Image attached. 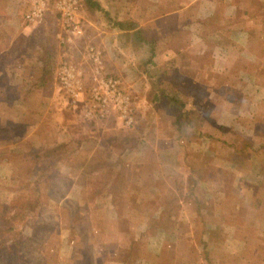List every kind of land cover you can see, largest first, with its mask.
<instances>
[{
	"label": "rangeland",
	"instance_id": "rangeland-1",
	"mask_svg": "<svg viewBox=\"0 0 264 264\" xmlns=\"http://www.w3.org/2000/svg\"><path fill=\"white\" fill-rule=\"evenodd\" d=\"M139 14L141 15V13ZM143 15L145 17L146 13ZM84 52L85 44L76 47L75 51L63 48V57L64 55L72 59L77 57L80 62L85 63L84 66L88 69ZM63 57L59 59V62L63 61ZM119 63L121 61H118L117 64ZM133 63L134 61H132ZM26 65L28 69L20 71V76L14 78L10 71L7 73L8 76L0 78V86H9L13 91L15 89L13 87L19 85L18 87L22 89V95H24L30 85L34 86V78L29 77L33 73H29V65ZM136 66L138 65L136 64ZM105 67L109 70L107 65ZM124 69L125 67L118 65L115 75L122 79L123 87L134 95L136 103L139 104V97L134 87L139 89L145 78L141 76L134 79V74L131 72V76L126 79L127 77L121 75ZM111 73L114 74V72ZM55 87L53 83H50L43 90L37 87V94L29 95L27 93V98L30 101L22 108L27 109L25 111L29 116L25 122L21 121L24 126L10 123L7 125L8 129L7 127L1 129L10 134L6 136L8 138L6 141H0V209H2V204H5V212L12 208H19L23 213V207L28 204L29 209L30 206H34L35 213L31 215L26 210L27 216H23L26 219L18 220L22 218L18 216L19 218L12 220L17 231L23 235L19 237L21 239H19L21 242L20 251H13L11 254V252H5L6 248H3V253H0V264H5L4 262H7L6 264L9 262H13V264H115L114 258L119 257V254L123 255V251L127 248L126 244L129 243L126 241L127 238L137 237L140 232L145 233L148 228L153 231L145 237L149 244V248H145L148 254L143 255L144 242L138 238L135 249L139 261V263L136 262L137 264H145L140 263L142 255L150 257L148 262L154 264L155 259L158 260L162 254L159 253V249L165 240L177 241L185 249L187 240L183 241L184 238L177 235L172 236L174 231L185 234L189 233L191 229L195 230L199 242L207 245L209 242L203 238L205 233L208 229H211L213 233L220 232L219 229L222 225L216 219L205 221V217L214 215V212L221 215L220 212L225 208V205L232 207L231 210L233 209L231 200L235 201V198L232 199L231 194L227 193V188L230 189L229 183L244 181V177L246 182L257 181V177H252L249 174L256 173L253 168L255 166L264 167V141L262 139L259 141L257 136L253 139L251 135L252 122L255 120L254 116L257 117V106H252L244 116L235 118L231 115L227 118L232 125L235 124L231 127L239 132L236 135L227 131L217 139L207 137V139H200L196 132H192L193 136L199 138V140L197 138L196 145L193 143L196 141L188 140L190 134L184 135L185 139L182 138L184 142L180 144L188 146L192 152H195L191 165L187 161L191 171L188 170L186 173V176L189 174L193 182L195 181V186L188 190L195 195L190 200L186 199L187 202L184 205L171 206L169 205L170 201L175 199L164 187L165 174L163 172L165 170L161 172V168L155 166L154 163L159 165L162 163L165 166V164L168 165L166 160H171L172 157L163 151L161 157L149 154L155 147H148L138 140V138H142L141 134L144 136L143 133L146 137L155 135L157 126L153 121L150 126L151 131L149 128L135 129L137 123L134 128L127 129L117 118L114 119L120 125L118 129L103 127L101 123L104 121L94 124L86 122L88 123L86 124L80 114L81 111L67 106L62 91L56 90ZM16 96L18 95L16 94ZM7 107L9 109L10 105ZM3 109L6 108L1 106L0 116H4L5 110ZM16 113H19V110ZM260 114L261 117L264 116V113ZM203 120L199 124V128L196 129L197 132L199 130L210 131L206 120ZM258 128L259 133L262 130V134H264V127L259 126ZM242 142L244 145L242 144L241 157L245 159L250 156V159H247L248 161L241 160V163L237 164L233 161L235 156L233 150H237ZM161 144L162 146L170 145L166 142ZM57 145L63 146L59 151H54L55 157L49 158L52 161L51 166L53 165L50 169L52 174L51 176L48 174V180L44 181V174L40 173L44 164L42 161L45 158L39 160L31 153L37 151L42 153L45 149ZM129 146L135 150L127 153L122 151ZM171 148L170 152L174 150L173 147ZM117 149L121 151L119 155L108 152ZM92 153H95L94 157ZM109 153L110 155H108ZM203 154L209 156H204V159ZM122 159H128L127 165L118 172L117 166L119 165H115L118 163L113 160L121 161ZM129 160L134 162L141 160L143 167L134 172ZM91 162L92 164L88 166ZM98 164L99 166H96ZM211 165L215 167L214 172L210 171ZM154 167L158 171L151 172L155 169ZM236 167L248 168V172L242 173ZM153 175L157 177L158 188L152 190L151 196L148 197V193H146L148 191L141 188L140 183L145 179L144 181L151 182L153 186V181L149 180L154 178ZM117 177L122 181H120L117 190L119 194L115 197L113 192H109V189L112 182L118 180ZM34 180L39 183L34 188L36 191H31L27 185ZM30 186H34V184ZM237 191L239 190L236 186L235 192ZM108 195L114 197L115 204L111 203ZM31 196L36 197L38 203L33 201ZM261 196H264V190ZM238 211L237 209L236 213ZM181 213H192V217L196 213V219L191 222L179 220L178 217ZM148 216H152V220L149 222L145 221ZM217 222L219 223L218 227H216ZM117 230L121 232H116ZM261 231L264 232V225H262ZM140 237L142 236L140 235ZM13 240L11 237L8 244H11ZM216 240L220 241V238L217 237ZM216 240L214 239V241ZM187 248L189 251L186 253L191 252L190 248ZM20 252L23 254L19 255ZM254 254L257 256L255 250L252 254L245 251L239 260L243 263L248 258L252 260ZM202 256L204 264H217L216 260L220 253L218 249L212 248L208 251L207 258L204 257V254ZM186 258L189 260L191 257ZM129 261L131 263L132 260ZM255 262L257 264V260Z\"/></svg>",
	"mask_w": 264,
	"mask_h": 264
},
{
	"label": "crops",
	"instance_id": "crops-1",
	"mask_svg": "<svg viewBox=\"0 0 264 264\" xmlns=\"http://www.w3.org/2000/svg\"><path fill=\"white\" fill-rule=\"evenodd\" d=\"M27 1L0 0V78L8 76L7 73L10 71L14 78L20 76V71L28 69L26 64L29 65V73H33L29 77H37V72L40 71L36 69V66L45 46H49L55 63L63 57V48L57 36L60 23L54 14L53 7L46 12L41 21L28 24L25 20V14L28 11ZM95 2L99 6L89 7L86 0L81 1L80 19L86 37L90 42L104 48V62L109 67L107 71L114 72L115 75V70L119 65L125 67L121 75L127 77L126 79L131 76V72L134 74V79L141 76L145 78L139 89L134 87L139 97L137 105L139 124L137 125L138 128L144 129L150 125V121H153L157 126V131L155 135L149 137L143 133L144 136L141 134L142 138L138 140L148 147H155L150 149L149 154L161 157L163 151L172 157L171 160H166L168 163V165L165 164L166 167L162 163L161 165L154 163V165L161 168V172L165 170L163 172L165 174L164 187L175 199L170 201L169 205H184L187 202L186 199L189 200L187 191L195 186V181L193 182L191 176L189 174L186 176L188 170L191 171L187 161L191 165L195 152H192L188 146L180 144L184 141L177 133L181 130L185 136L190 134L188 140L196 141L193 142L196 145L199 138L193 136L192 132H196L205 118L195 114L191 115L188 120L183 117L182 122L180 121L182 128L179 130L180 124L177 125L176 118L181 106L172 102L166 95L176 94L178 96L177 93H179L189 97L196 95L204 97L210 103L211 115L225 126L235 125L227 119L229 116L239 118L244 116L249 108L257 106V117L254 116L251 135L253 139L257 136L259 141H264L263 131L259 133L258 128L259 126L264 127V117L260 114L264 113V0H172L169 5L175 2V7L169 9L168 5L165 6L167 0H95ZM144 13H146L145 17ZM110 17H116L131 24L135 23V29L119 31L115 28L114 30L109 24L108 18ZM210 18L214 22H208ZM141 28L152 32L155 37H161L157 43L159 49L153 57L154 60L147 65L145 62L150 57V47L143 46L144 44L133 36V32ZM74 60L80 62L77 57ZM118 61L121 63L117 64ZM132 61H134L133 64ZM84 64L81 63V65ZM158 68H166L167 77L178 81L181 86L173 87L171 91L167 88V83H160V86L165 88L166 95L159 94V100L155 101V93H160V91H154L151 84L155 82L154 71ZM37 87L32 88L30 85V93L37 94ZM6 89L1 85L2 93H6ZM1 106L5 108V104L0 101ZM187 108L192 110L195 105L188 103ZM18 121L20 122V119ZM116 121L110 118L101 124L103 127L118 129L120 125ZM165 142L170 145L162 146L161 143ZM243 142L234 151V162L237 164H240L241 160L250 159V156L245 159L241 157ZM130 147L122 151L127 153L135 150ZM171 147L174 150L170 152ZM108 152L119 155L121 151L117 149ZM94 154L92 153L93 157ZM113 161L118 163L115 165H119L117 170L120 172L127 165L128 159ZM129 161L134 172L143 167L141 160ZM154 168L151 172L158 171L156 167ZM236 168L242 173L248 172V168ZM253 168L256 170V176L251 173L249 175L257 177V181L246 182L244 177V181L229 183L230 189L227 188V193L231 194L232 199L235 198V201L231 200L233 209L225 205L220 212L221 215L214 212V215L205 217V221L216 219L222 225L220 232L213 233L211 229L205 231L203 238L209 242L205 248V245L199 242L195 230L191 229L185 234L174 231L171 234L184 238L183 241L187 240V246L191 250L190 256L185 252L186 257H191L188 262L204 264L202 254L207 258L208 251L215 248L220 253L216 260L217 264H256L255 260L257 264H264V232L261 231L264 225V196H261L264 190V167L255 166ZM214 170L215 167L211 165L210 171L214 172ZM153 176V179H149L153 181V186L151 182L144 181L145 179L140 183L141 188L148 191L146 192L148 197L151 196L152 190L158 188L157 177ZM236 186L239 190L237 192H235ZM108 196L111 203L115 204L114 197ZM237 209L240 213H236ZM192 211L195 212L194 209ZM195 215L196 213L192 217V213H181L178 219L191 222L196 219ZM151 217L148 216L145 221L149 222L152 220ZM118 226L117 229H119ZM217 237L220 241L216 240ZM146 242L149 248L148 240ZM170 242L168 240L162 242L159 249L160 254L166 252L167 243ZM174 247L183 246L177 242ZM254 250L257 256L253 255V263L251 258L244 263L239 260L243 252L247 251L252 254ZM140 259V263L152 264L148 262L150 260L148 256L142 255ZM114 260L118 264H124L122 258L116 257Z\"/></svg>",
	"mask_w": 264,
	"mask_h": 264
},
{
	"label": "trees",
	"instance_id": "trees-1",
	"mask_svg": "<svg viewBox=\"0 0 264 264\" xmlns=\"http://www.w3.org/2000/svg\"><path fill=\"white\" fill-rule=\"evenodd\" d=\"M80 1H82V0H80ZM171 1L172 0H167V2H166L165 6L168 5L167 6L168 9L175 7L174 6L175 2H174L173 5L172 4L169 5L171 3ZM86 3H87V5L89 7H97V6H99V4H97V2H95V0H86ZM50 5L53 6V0L51 1ZM54 14L58 18L57 12H55ZM108 20H109V24L112 26V29H114V30H115V28L117 30H119V31L125 30V29H131V28L135 29V26H136L135 23L131 24V23L119 20L116 17H110V18H108ZM209 20H208V22H214V21H212L211 18ZM133 36H134L135 39H138L142 44H144L143 46H149L150 47V50H149L150 51V57H149L148 60H146L145 64L147 65L149 63H152L153 60H154L153 57L156 55V53H157V51L159 49V47L157 46V43H158V41L160 40L161 37L160 36L159 37H155V36L152 35V32L150 33L147 30L142 29V28L135 30L133 32ZM89 42L90 41L86 37V33H84V35L81 38L76 39L75 42L62 43V45H63L64 49H69V50L75 51L76 47H79L80 45H84V44L86 46L87 43H89ZM91 43H93V42H91ZM95 45H97V44H95ZM97 47H99L103 51V56H104V52H105V50H103L104 48L100 47L99 45H97ZM103 60H104V57H103ZM63 61H73V62H75L77 64H81L82 63V62L80 63L79 61H76V60L72 59L71 57L65 56V55L63 57ZM85 61H86V59H85ZM60 63H62V62H60ZM60 63L59 62L55 63L54 55L50 51L49 46L48 47L45 46V48L43 50V54L40 57V61H39V63L36 66V69H38V71H40V72H37L38 76L34 78V86H36V87L38 86V88H41V89H46L49 86L50 83H53L56 86V90L57 89L60 90L59 89L58 79H57V73H56L58 71V67H59ZM86 63H87V61H86ZM106 70H105V72H109V71H106ZM166 71H167L166 68H161V69L158 68V69H155V71H154V73H155L154 74L155 82L153 84H151V86L154 88V91H158V90L160 91V93H158V92L155 93V97H154L155 101L159 100L158 99V98H160L159 94H161L162 96L166 95L165 94L166 90H165L164 87L162 88L160 86V83H167L166 84L167 88L170 89L171 91H172V89H174L173 87H178L179 88L181 86L178 81L173 80L171 78L169 79L167 77V75H166ZM109 74H113V73L109 72ZM18 86L19 85H16L15 87H13V88H15L13 91L10 90L9 86L3 87V88H7L6 89V93H2L1 86H0V101L3 104H5V108H6V109H3V110H5V113L3 112L4 116H0V141H6L8 139L6 136H8L10 134L9 132L3 131L1 129H4L6 127L8 129L7 125H9L10 123L15 124V125L21 124V127H23L24 123H22L21 121L24 120V122H25L26 121L25 119L29 116L28 112H26L27 109H23L22 107L25 106L26 103L30 101L27 98L28 97L27 93L29 95L31 94L30 90L28 89V91L24 92V95H22L21 94L22 89L20 87H18ZM34 86H32V88H34ZM16 94L18 96H16ZM177 94H178V96L176 94L175 95L167 94L166 96L172 102L180 105L181 108H183L182 110L180 108L179 115L176 118L177 119L176 120L177 125L180 124L179 125V130H180V128H182L181 127L182 126V123H181L182 122V118L185 117L188 120L189 117L192 114H195V115H201L202 117H204L206 122H207L208 128L210 129V131H208V130H205V131L199 130L198 132L196 131V133L198 134V137L200 139H207V138L217 139L218 137L223 136L225 134L224 132H227V131H230V132L234 133L235 135L239 133V132H236L235 128H233L231 126H225V125L221 124L219 121L216 120L215 117H213L211 115L210 103H209V101L207 102L204 97H201V96H198V95L189 97L188 95H180L179 93H177ZM11 95H14V96H11ZM188 103L194 104L195 108L192 109V110H188V108H187L188 107ZM7 105L8 106L10 105L9 109H7L8 108ZM30 108H31V106H30ZM18 110H19V113H16V112H18ZM13 114H14V116H13ZM80 114L82 115V112ZM136 114H137V121H138V109L136 110ZM20 117L23 118V119H21ZM18 119H20V122L18 121ZM83 121L85 123L88 122L84 118H83ZM151 122L152 121H150V125H147V128H149V131H151V127H150L151 126ZM88 123L94 124L96 122H88ZM136 127L138 128V125ZM177 134H179V136H181V138L185 139L184 138L185 136L182 134L181 130H180V133H177ZM61 146H63V145H57L56 147L45 149L44 152H42V153H40V152H32L31 153L32 156L36 157L39 160L45 158L42 161L44 164H43V168H42L41 173H40V174H44L43 175L45 177L44 181L48 180V177H47L48 174L50 176L52 174L50 169H51V167H53V165L51 166L52 161L49 158L50 157H55L54 151H56V150L59 151ZM235 150H233V152ZM204 156L207 157L209 155L203 154V157ZM205 157H204V159H205ZM233 161H234V158H233ZM91 164H92V162L88 166H90ZM96 166H99V164L96 165ZM117 179L118 180H114L112 182V185H111V187L109 189V192H113V195H115V197L119 194V193H117V190H118V188L120 186V183H121L120 181H122L119 177H117ZM36 180L31 181L27 185V188L31 189V191H36V189H34V188L39 183V181L37 182ZM125 181L126 180H124V182ZM32 184H34V186H30ZM45 184H46V182H45ZM187 194H188L187 198H189V200L192 197H194L193 193L190 192V191H187ZM37 200L38 199L36 197L33 198V201H35L36 203H38ZM1 207H2V209H0V253L1 252L3 253V251H2L3 248H6L5 252H8V253L11 252V254H13V251H20L21 242L19 241V239H20L19 237L23 236V235H21L20 231H17V228L14 226V224H13L14 220L13 219L19 218L18 216L22 217V218H20L18 220L26 219V217H23V216H27L26 215V210H28L27 212H30V214L32 215V214L35 213V211H33L34 206H30V209H29L28 208L29 207L28 204L25 205L23 207V209H24L23 213L21 212V210L19 208H17V209L12 208L10 211L5 212V209H6V205L5 204H2ZM177 207L180 208L179 206H177ZM152 232L153 231H151L150 228H148V229L145 230V233L140 232V234L137 237H128L127 238L126 241L129 242L128 244H126L128 250L127 249L124 250L123 251V255L119 254V257L122 256V259L124 258V260H123L124 262H122V263H124V264H137L136 262L138 261V257H137V255L135 253V249H136V242H138V240H139L138 238H140V240L142 242H144V244H143V247H144L143 255L144 254H148L147 251H145V248L146 249L148 248L145 237H146V235H148V233H152ZM140 235L142 237H140ZM11 237L14 240L12 241L11 244H8V240ZM184 241H186V240H184ZM176 243L177 242H173V241H171L170 243H167L166 250H165L166 252L162 253V255L160 256V258L158 260L155 259L154 264H191L190 262H188L190 260H188L186 258V256L183 257L184 253L189 251V249L187 248L188 247L187 246V242L185 243V249L183 247H180V248L174 247V245H176ZM204 245H205L204 246V248H205L206 247V243ZM22 254H23L22 252L19 253V255H22ZM181 255H182V257H180ZM188 255L190 256L189 253H188ZM149 259H151V258L149 257ZM129 260H132L131 263H129L130 262ZM4 263L6 264L7 262H4ZM138 263H139V261H138ZM9 264H13V262L12 263L9 262Z\"/></svg>",
	"mask_w": 264,
	"mask_h": 264
},
{
	"label": "built area",
	"instance_id": "built-area-1",
	"mask_svg": "<svg viewBox=\"0 0 264 264\" xmlns=\"http://www.w3.org/2000/svg\"><path fill=\"white\" fill-rule=\"evenodd\" d=\"M26 22L41 21L50 8L58 14L60 43H72L81 38L84 27L80 19V0H28ZM88 69L73 61H62L57 79L64 101L70 108L80 109L88 122H103L117 118L125 128L137 123V103L134 95L123 87L122 79L105 72L103 51L94 43L85 46ZM108 74V75H107Z\"/></svg>",
	"mask_w": 264,
	"mask_h": 264
}]
</instances>
